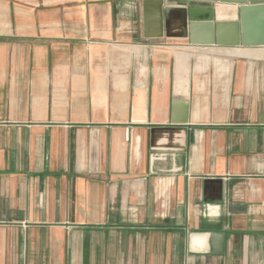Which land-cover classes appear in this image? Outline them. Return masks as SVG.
Listing matches in <instances>:
<instances>
[{
	"label": "crops",
	"instance_id": "1",
	"mask_svg": "<svg viewBox=\"0 0 264 264\" xmlns=\"http://www.w3.org/2000/svg\"><path fill=\"white\" fill-rule=\"evenodd\" d=\"M191 7L0 0V264H264V47Z\"/></svg>",
	"mask_w": 264,
	"mask_h": 264
},
{
	"label": "water",
	"instance_id": "2",
	"mask_svg": "<svg viewBox=\"0 0 264 264\" xmlns=\"http://www.w3.org/2000/svg\"><path fill=\"white\" fill-rule=\"evenodd\" d=\"M220 2L237 6L239 9L237 19L221 24L214 21L216 11L213 7H191L188 28L191 43L264 47V0H220ZM164 5L165 0H142L144 31L147 39L165 36ZM152 28H157V33H150Z\"/></svg>",
	"mask_w": 264,
	"mask_h": 264
},
{
	"label": "bare ground",
	"instance_id": "3",
	"mask_svg": "<svg viewBox=\"0 0 264 264\" xmlns=\"http://www.w3.org/2000/svg\"><path fill=\"white\" fill-rule=\"evenodd\" d=\"M236 11L233 8H220L218 10V19L221 24H225L226 20L230 21L235 19Z\"/></svg>",
	"mask_w": 264,
	"mask_h": 264
}]
</instances>
